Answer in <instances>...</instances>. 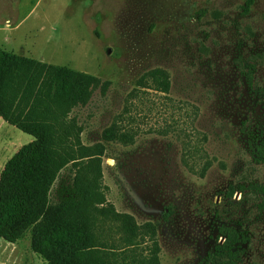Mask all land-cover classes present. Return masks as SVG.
<instances>
[{
  "label": "rangeland",
  "instance_id": "1",
  "mask_svg": "<svg viewBox=\"0 0 264 264\" xmlns=\"http://www.w3.org/2000/svg\"><path fill=\"white\" fill-rule=\"evenodd\" d=\"M247 1L0 0V48L99 79L69 117L104 145L107 198L155 229L160 264H216L226 227L238 264H264V0ZM32 139L0 118V173ZM32 239L0 237V264H45Z\"/></svg>",
  "mask_w": 264,
  "mask_h": 264
},
{
  "label": "trees",
  "instance_id": "2",
  "mask_svg": "<svg viewBox=\"0 0 264 264\" xmlns=\"http://www.w3.org/2000/svg\"><path fill=\"white\" fill-rule=\"evenodd\" d=\"M98 82L90 73L0 48V117L33 137L0 173V237L17 242L30 229L33 250L47 264H160L155 229L118 211L107 198L104 145L84 144L82 127L69 117ZM155 82L168 90L164 72H156ZM105 134L133 136L116 135L113 128ZM250 139L255 160L264 163V125ZM68 166L71 174L64 177ZM250 188L262 196L264 207V184ZM234 191L231 187L229 195ZM222 234L225 239L214 247L222 258L216 264H238L240 232L226 227Z\"/></svg>",
  "mask_w": 264,
  "mask_h": 264
},
{
  "label": "crops",
  "instance_id": "3",
  "mask_svg": "<svg viewBox=\"0 0 264 264\" xmlns=\"http://www.w3.org/2000/svg\"><path fill=\"white\" fill-rule=\"evenodd\" d=\"M19 55H20V54H19ZM0 118H1V117H0ZM1 119H2V118H1ZM2 120H3V119H2ZM3 121H4V120H3ZM4 122H5V121H4ZM6 123H7V122H6ZM7 124H8V123H7ZM8 125H10V124H8ZM32 140H33V139H32ZM32 140H31V141H32ZM29 142H30V141H29ZM20 147H21V146H20ZM42 258H43V257H42ZM43 261L45 262V264H47L46 259H44Z\"/></svg>",
  "mask_w": 264,
  "mask_h": 264
}]
</instances>
